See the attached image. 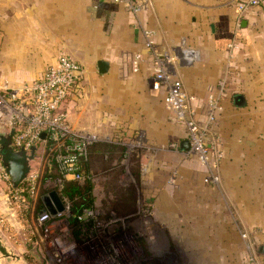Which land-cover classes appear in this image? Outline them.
Here are the masks:
<instances>
[{"label":"crops","instance_id":"0c3cea01","mask_svg":"<svg viewBox=\"0 0 264 264\" xmlns=\"http://www.w3.org/2000/svg\"><path fill=\"white\" fill-rule=\"evenodd\" d=\"M238 1L146 0L133 14L111 0H0V80L18 88L66 54L84 72L65 106L73 127L155 118L162 105L176 120L163 91L150 85L155 57L167 56L187 93L214 90L218 108L232 103L234 119L264 122V7L248 9L238 26ZM144 31L151 32L153 54ZM98 60L108 62V72H98ZM34 215L14 208L0 186V264H48L34 245Z\"/></svg>","mask_w":264,"mask_h":264},{"label":"rangeland","instance_id":"374dc122","mask_svg":"<svg viewBox=\"0 0 264 264\" xmlns=\"http://www.w3.org/2000/svg\"><path fill=\"white\" fill-rule=\"evenodd\" d=\"M214 93H187L189 114L199 124ZM160 110L155 118L145 113L140 120L129 115L128 121L91 126L98 144L115 147L90 156L92 175L85 176L92 180V199L116 195L111 184L120 178L121 191L135 202L139 196L148 216L167 226L194 264H264V122L237 121L232 103L216 108L205 136L211 144L207 165L197 153L180 150L186 127L163 105ZM83 258L71 254L64 264H85Z\"/></svg>","mask_w":264,"mask_h":264},{"label":"built area","instance_id":"2783aa9c","mask_svg":"<svg viewBox=\"0 0 264 264\" xmlns=\"http://www.w3.org/2000/svg\"><path fill=\"white\" fill-rule=\"evenodd\" d=\"M136 14L146 0H111ZM264 6V0H240L237 2L236 24L253 6ZM145 45L153 54L151 32L144 31ZM141 55L136 54L131 60L133 71H137ZM172 57L156 58L151 88L162 90L165 107L175 114L178 122L185 125L189 149L185 154L197 153L204 163H209V148L206 144L207 124L214 119L217 99L212 98V109L207 113L202 124L189 114V96L182 81L172 78L168 69ZM84 77L83 67L70 56L60 55L53 66L32 82L13 88L7 82L0 83V126L13 128L12 147L15 151H35L30 161L31 169L23 181L13 187L11 178L5 170L0 155V186L7 191L9 202L18 210L33 212L32 228L34 245L43 251V257L54 258L65 263L68 246L75 245L71 229L65 219L71 213V204L60 196L62 180L83 181L86 176L79 171L81 160L87 158L88 147L97 140L96 136L84 128L73 127L67 116L66 103L79 88ZM219 90H222L220 84ZM214 97V96H213ZM42 134L44 136L42 137ZM179 148L180 146L177 145ZM208 165V164H207ZM55 167L61 178L42 180L45 170ZM213 181L216 182L214 178ZM43 182V183H42ZM56 190L64 209L52 216L41 201V196Z\"/></svg>","mask_w":264,"mask_h":264},{"label":"flooded vegetation","instance_id":"af4514ba","mask_svg":"<svg viewBox=\"0 0 264 264\" xmlns=\"http://www.w3.org/2000/svg\"><path fill=\"white\" fill-rule=\"evenodd\" d=\"M116 198L105 194L95 197L94 205L75 218L71 209L65 219L75 242L74 246H68L69 255L84 256L85 264L195 263L183 252L181 242L170 236L167 226L148 216L139 196L136 202L128 195ZM48 260L63 264L54 258Z\"/></svg>","mask_w":264,"mask_h":264},{"label":"water","instance_id":"95a60500","mask_svg":"<svg viewBox=\"0 0 264 264\" xmlns=\"http://www.w3.org/2000/svg\"><path fill=\"white\" fill-rule=\"evenodd\" d=\"M109 64L105 60L97 61V70L100 74L108 72ZM241 97L235 99V104H241ZM13 128H5L0 126V155L1 162L11 178L13 187H17L31 169L30 161L33 157L35 147L33 146L29 152L20 150L15 151L12 147ZM44 134H42V137ZM181 149L188 150L189 142L181 140L179 144ZM41 201L50 215L54 216L57 212L64 209L62 200L60 199L56 190H52L47 194L41 196Z\"/></svg>","mask_w":264,"mask_h":264},{"label":"trees","instance_id":"16d2710c","mask_svg":"<svg viewBox=\"0 0 264 264\" xmlns=\"http://www.w3.org/2000/svg\"><path fill=\"white\" fill-rule=\"evenodd\" d=\"M263 6V5H262ZM264 7V6H263ZM98 140L94 141L91 143L88 147L87 151V158L84 160H81L79 164V171L82 175H92L90 173V167L92 166L90 162V156L94 152H107V150H112L115 151V147L113 145L108 144V147H105L103 144H98ZM100 153V154H101ZM102 155V154H101ZM108 164L103 168L104 171L108 169ZM87 180L85 181L84 185H81L77 183L74 180H62V189L60 191V196L65 198L69 203L71 204V209L73 211L74 218L82 213L83 209H88L92 204H93V199H92V180L88 176ZM61 178L59 172L55 167L52 169H47L44 171L42 175V180L46 179H57ZM107 179H104L106 181ZM122 183L120 178H116L112 181L111 186L116 187L114 191L117 193L116 195L111 194L112 196L116 197L119 196L120 198L126 197L128 194L123 193L119 187H122ZM129 197V196H128Z\"/></svg>","mask_w":264,"mask_h":264}]
</instances>
